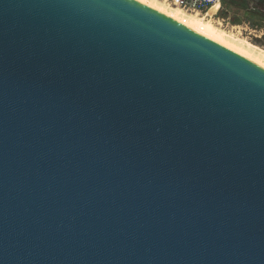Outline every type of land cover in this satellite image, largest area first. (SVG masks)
Segmentation results:
<instances>
[{
  "label": "water",
  "instance_id": "obj_1",
  "mask_svg": "<svg viewBox=\"0 0 264 264\" xmlns=\"http://www.w3.org/2000/svg\"><path fill=\"white\" fill-rule=\"evenodd\" d=\"M0 264H264V69L135 0H0Z\"/></svg>",
  "mask_w": 264,
  "mask_h": 264
},
{
  "label": "rangeland",
  "instance_id": "obj_2",
  "mask_svg": "<svg viewBox=\"0 0 264 264\" xmlns=\"http://www.w3.org/2000/svg\"><path fill=\"white\" fill-rule=\"evenodd\" d=\"M157 1L174 8L164 0ZM213 10L216 16L207 19L214 26L264 51V0H223Z\"/></svg>",
  "mask_w": 264,
  "mask_h": 264
},
{
  "label": "bare ground",
  "instance_id": "obj_3",
  "mask_svg": "<svg viewBox=\"0 0 264 264\" xmlns=\"http://www.w3.org/2000/svg\"><path fill=\"white\" fill-rule=\"evenodd\" d=\"M149 8H152L172 20L184 25L194 32L224 46L225 48L239 54L250 62L264 69V51L251 45L245 40L236 38L235 36L217 28L211 20L201 18L197 15H189L177 8H170L157 0H135ZM217 6L210 9L208 16L215 14Z\"/></svg>",
  "mask_w": 264,
  "mask_h": 264
},
{
  "label": "built area",
  "instance_id": "obj_4",
  "mask_svg": "<svg viewBox=\"0 0 264 264\" xmlns=\"http://www.w3.org/2000/svg\"><path fill=\"white\" fill-rule=\"evenodd\" d=\"M170 6L183 11L186 14L197 15L201 18H213L216 16H208L211 8L217 6L218 9L223 0H164Z\"/></svg>",
  "mask_w": 264,
  "mask_h": 264
}]
</instances>
